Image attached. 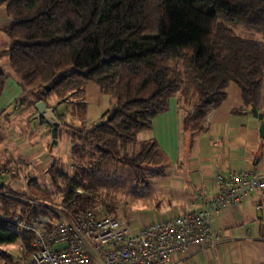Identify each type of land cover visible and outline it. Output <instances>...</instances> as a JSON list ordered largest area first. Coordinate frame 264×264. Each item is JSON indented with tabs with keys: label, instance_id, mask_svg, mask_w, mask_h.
Wrapping results in <instances>:
<instances>
[{
	"label": "trees",
	"instance_id": "1",
	"mask_svg": "<svg viewBox=\"0 0 264 264\" xmlns=\"http://www.w3.org/2000/svg\"><path fill=\"white\" fill-rule=\"evenodd\" d=\"M0 3L11 19L2 28L10 46L0 55L7 56L22 87L39 91L37 101L45 102L52 93L65 101L68 94H82L87 83L114 98L97 121L66 129L71 163L52 159L46 169L50 188L35 176L25 190L0 182V212L5 216L20 214L30 220L46 213L40 204H52L61 191L62 203L104 206L116 214L117 188L129 185L135 195L149 191L152 178L163 174L165 158L154 139L137 141L136 136L152 127L177 93L186 103L187 131L205 128L207 114L224 101L230 83L242 100L234 112L255 106L264 122V0ZM239 27L263 38L239 34ZM7 78L0 69V98ZM57 116L60 120L61 114ZM2 163L19 179V163ZM17 241L16 261L2 253V264L29 259L33 236L0 217V244Z\"/></svg>",
	"mask_w": 264,
	"mask_h": 264
},
{
	"label": "crops",
	"instance_id": "2",
	"mask_svg": "<svg viewBox=\"0 0 264 264\" xmlns=\"http://www.w3.org/2000/svg\"><path fill=\"white\" fill-rule=\"evenodd\" d=\"M4 18L5 7L0 8V24L5 23ZM241 105L240 91L230 83L224 101L207 114L204 129L187 132L183 127L184 108L171 101L167 111L155 116L150 129L137 134V141L154 139L165 158L163 174L152 179L149 190L153 193L149 222L201 209L205 199L218 190L217 174L264 170V137L259 135L262 121L250 111L234 112ZM15 135L21 136L19 132ZM23 149L29 150L23 153L25 158L16 157L18 160L11 162L22 166L19 173L27 166L35 171L41 163L48 167L52 161L42 153V160L37 162L28 154L41 153L40 149L27 145ZM10 179L5 183L26 189L27 183H21L20 177ZM211 226L221 234V241L176 255L171 264H264V189L254 191L241 203L227 205L212 217Z\"/></svg>",
	"mask_w": 264,
	"mask_h": 264
},
{
	"label": "built area",
	"instance_id": "3",
	"mask_svg": "<svg viewBox=\"0 0 264 264\" xmlns=\"http://www.w3.org/2000/svg\"><path fill=\"white\" fill-rule=\"evenodd\" d=\"M29 171L27 166L19 173L21 183L28 182ZM13 173L1 166L0 182ZM215 180L218 190L198 211L141 225L128 224L104 206L79 208L73 201L62 203L63 191L52 204H40L46 213L30 220L2 212L0 217L33 236V253L20 264H171L176 255L221 241V234L211 226L212 217L263 190L264 170L230 171L217 174Z\"/></svg>",
	"mask_w": 264,
	"mask_h": 264
},
{
	"label": "rangeland",
	"instance_id": "4",
	"mask_svg": "<svg viewBox=\"0 0 264 264\" xmlns=\"http://www.w3.org/2000/svg\"><path fill=\"white\" fill-rule=\"evenodd\" d=\"M3 7H5V4L0 3V8ZM4 20L5 23L0 24V53L10 46V41L2 28L9 26L11 19L7 17ZM235 31L239 34L245 33L247 37L263 38L261 33L251 30L247 31L241 27ZM0 69L8 76L6 89L0 98V160L2 162H12L13 159L20 157L25 158L23 153L29 150H22V148L27 145L29 149L34 148L36 150L40 149V152L42 151L41 153L38 151L36 155L35 151H32L33 154H28L30 158L32 157L37 162L42 160V153H44L46 158H55L65 164L71 163L69 153L70 137L66 129L69 126H89L94 121H97L103 112L114 105V98L101 93L98 86L94 83L85 84L84 92L80 95L71 97L68 94L65 101L59 99L53 93L48 95L45 99L46 104L54 109L56 116L61 114L60 125L64 124L63 126H58V136H55L56 141H54V144L48 124H41L34 117L35 105L40 95L39 91L36 92L21 86L18 77L8 65L7 56L0 55ZM171 101L174 104L180 103L183 108L186 107V103L180 93H177ZM33 102L34 105L31 106ZM16 132L21 135L19 138H16ZM59 148H61V151ZM2 162H0V168L1 166L8 167ZM46 164L41 163L40 167H37L35 171L33 168L28 174L29 177H38L42 183L50 186L49 179L46 178L47 166L44 167ZM3 181L7 182L8 178ZM152 194L151 191H147L135 195L129 185L117 188L115 197L119 208L115 215L130 225H141L149 222L151 220L149 215H151L150 211L152 210L149 201L153 199ZM144 198L146 199L145 201L143 200ZM147 211H149V214ZM2 253L11 255L15 262L17 255L20 253V241L14 244H0V264L3 261L6 262Z\"/></svg>",
	"mask_w": 264,
	"mask_h": 264
},
{
	"label": "water",
	"instance_id": "5",
	"mask_svg": "<svg viewBox=\"0 0 264 264\" xmlns=\"http://www.w3.org/2000/svg\"><path fill=\"white\" fill-rule=\"evenodd\" d=\"M2 0H0L1 2ZM250 112L254 117H257L260 121L263 120V114L261 112H258L255 106L251 107ZM34 117L38 119L39 121L41 119H44V121L49 125L50 132L52 135V142L55 141V130L56 128L61 124L58 117L54 113V109L49 107L46 102L43 100H38V102L35 105V113ZM105 123V120L102 121ZM259 135L261 137H264V122L262 121L259 125Z\"/></svg>",
	"mask_w": 264,
	"mask_h": 264
},
{
	"label": "flooded vegetation",
	"instance_id": "6",
	"mask_svg": "<svg viewBox=\"0 0 264 264\" xmlns=\"http://www.w3.org/2000/svg\"><path fill=\"white\" fill-rule=\"evenodd\" d=\"M44 121V119H42ZM45 122V121H44ZM46 123V122H45Z\"/></svg>",
	"mask_w": 264,
	"mask_h": 264
}]
</instances>
